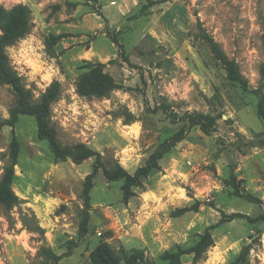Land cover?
<instances>
[{
    "label": "rangeland",
    "instance_id": "1",
    "mask_svg": "<svg viewBox=\"0 0 264 264\" xmlns=\"http://www.w3.org/2000/svg\"><path fill=\"white\" fill-rule=\"evenodd\" d=\"M148 1L0 0L31 10L30 31L7 52L35 98L60 82L52 119L63 144L84 142L108 166L117 160L133 174L187 122L172 121L169 112L216 118L210 134L192 127L128 202L122 182L109 181L100 169L92 179L88 231L79 237L94 158L56 160L38 137L35 118L21 115L12 184L19 202L0 207V264H41L44 248L61 255L58 264H94L101 240L121 255L142 251L136 264H167L164 251L191 247L213 225L214 245L204 258L194 262L185 254L182 264H230L247 247L242 264H264V221L228 219L234 212L264 214V123L250 91L262 82L264 0H170L145 9ZM203 30L239 64L249 90L230 80ZM99 63L123 87L103 97L80 95L78 75ZM15 101L12 87L0 83V121ZM12 138L4 126L0 180ZM232 171L240 190L262 203L232 194L226 183ZM183 207L191 209L179 212Z\"/></svg>",
    "mask_w": 264,
    "mask_h": 264
},
{
    "label": "trees",
    "instance_id": "2",
    "mask_svg": "<svg viewBox=\"0 0 264 264\" xmlns=\"http://www.w3.org/2000/svg\"><path fill=\"white\" fill-rule=\"evenodd\" d=\"M166 1L170 0H149L144 5V8L147 9L155 4ZM31 26V10L27 5L18 3L11 8H7L2 4L0 5V83L11 86L16 94L15 104L9 110V117L0 121V131L4 126L8 125L11 127L13 134L8 149L9 162L4 166L3 175L0 180V207L11 209L19 202V198L12 188L15 179V165L18 163L20 153V143L15 137V126L21 115H29L35 118L38 137L48 142L49 148L56 160H66L71 156L76 161L94 158L93 171L88 174L83 191L85 209L82 214L79 231V237H83L88 231L90 219L92 179L100 169H102L104 176L109 181L122 182L123 200L128 202L135 194L133 188L135 186H142L144 179L153 172L161 170L160 160L185 138L187 132L192 127L198 126L203 132L210 134L213 132L216 118L215 116L202 113H186L183 116H179L175 112H169L168 115L172 121L176 122L178 119H185L187 122L172 136L162 141L150 154L145 165L138 167L133 174L117 160L108 166L105 164L101 152L92 149L84 142L63 144L59 139L57 126L52 119V104L59 98L62 91L60 82L54 80L39 98H35L32 89L26 86L22 76L13 66L7 52V47L14 45L20 38L24 37L30 31ZM202 37L209 44L216 58L224 66L230 80L237 82L244 90H249V81L243 75L239 64L230 58L221 45L205 30H203ZM113 41L124 52L123 44L116 37H114ZM261 77L262 82L260 86L250 91L257 97V115L264 123V63L261 68ZM122 87L123 85L117 82L111 74L104 71L103 65L100 63L86 67L76 80L77 92L87 97L107 96L111 91ZM132 120L131 118L128 121ZM226 183L232 187V194L255 203H262V200L251 192L240 190L239 181L233 171L226 180ZM198 204L199 202L193 204V208H197ZM189 209L191 208L183 207L179 209V212L183 213ZM236 217L245 218L253 224L264 221V214L251 216L241 212H234L228 215L229 220ZM213 227L214 225L208 227L191 247L182 248L178 246L175 250H166L161 255V258L167 261V264H182V257L185 254H192L194 262L200 261L204 258L207 250L214 245V237L211 231ZM249 250L250 247L243 249L239 256L230 264H242ZM43 253L46 261L41 264H58L61 259V255L55 253L51 248H44ZM143 257L144 253L136 249L129 253L124 251L123 255H121L105 240H101L92 251L94 264H136Z\"/></svg>",
    "mask_w": 264,
    "mask_h": 264
}]
</instances>
